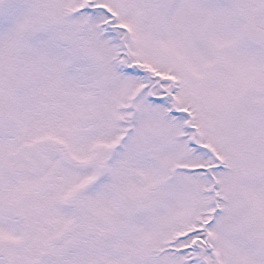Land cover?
Listing matches in <instances>:
<instances>
[{"label":"snow or ice","instance_id":"snow-or-ice-1","mask_svg":"<svg viewBox=\"0 0 264 264\" xmlns=\"http://www.w3.org/2000/svg\"><path fill=\"white\" fill-rule=\"evenodd\" d=\"M0 264H264V0H0Z\"/></svg>","mask_w":264,"mask_h":264}]
</instances>
